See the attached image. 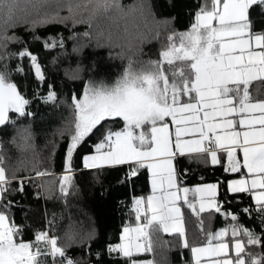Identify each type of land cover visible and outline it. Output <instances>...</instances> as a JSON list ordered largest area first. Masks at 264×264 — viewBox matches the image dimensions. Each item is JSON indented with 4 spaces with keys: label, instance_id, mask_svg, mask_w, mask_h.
<instances>
[{
    "label": "snow or ice",
    "instance_id": "obj_1",
    "mask_svg": "<svg viewBox=\"0 0 264 264\" xmlns=\"http://www.w3.org/2000/svg\"><path fill=\"white\" fill-rule=\"evenodd\" d=\"M257 3L264 4V0H204L190 30L167 37L169 43L159 53L160 59L129 58L123 72L111 84L89 80L79 97L75 92L71 95L73 118L65 147L68 174L63 176L62 194L72 185L74 153L93 137H96L91 146L94 150L81 157L85 169L126 165L130 176H135L139 168L151 170L152 195L146 201L137 200L135 209L139 220L140 205L146 202L147 209L143 211L146 224L131 230L124 228V242L108 249L109 254L122 253L127 264H152L135 256L152 251L154 243L160 245L161 231L179 236L183 248L194 254L195 264H203L204 257L209 258V264H264V253L256 258L246 250L248 246L264 248V95L259 90L256 95L250 91L253 82L264 84V33L252 35L248 16L249 8ZM50 8L51 0H26L24 7L20 0H0V126L16 124L9 113L17 118L32 115L26 110L31 101L11 80L13 71L21 73L24 69L20 66L9 69L7 61L29 58L38 79H46L37 56L27 48L18 53L8 50L9 43H23L20 37L7 34L10 29L23 25L28 32H35L48 25L69 23L73 28L78 24L91 28L94 21L111 19L112 14L125 20L129 13L152 15L150 0H140L138 5L131 6L123 5L121 0H67L66 16L60 15L59 8L55 11ZM123 32L128 33L127 23ZM82 35L91 39L89 32ZM72 38H76L75 34ZM33 39L40 38L33 36ZM146 42L148 37L139 38L137 47ZM43 43L47 49H63L64 37H49ZM96 46L124 47L114 43L111 34L103 43L98 39ZM118 58L123 56L118 54ZM37 98L54 106L59 102L51 85L45 96ZM117 121L123 125L119 130L106 126ZM170 125L175 126L174 130ZM24 132L23 140L28 145L32 137L28 129ZM12 142L15 143V138ZM52 147L55 149L56 145ZM221 152L227 158L225 170L241 173L239 179L226 182V190L252 194L259 209L255 219L261 232L242 227L232 215L236 223L230 231L221 229L210 234L206 246H193L186 236L181 203H186L198 217L205 212L209 218L212 212L219 214L220 185L206 184L194 189L182 186L174 161L177 157L194 155L215 165L222 162L218 155ZM26 182L30 183L31 178L20 179L16 171L6 172L0 151V264H38L41 241L50 245L51 255L58 256L62 264H79L67 257L65 248L57 247L55 238L48 239L47 232L35 235L36 245L22 239L23 229L8 214L13 202L7 197L16 190L22 192ZM13 183L20 187L13 189ZM189 192L198 195V203L195 198L189 200ZM242 211L251 215L253 208ZM200 224L203 226L204 220ZM148 228L151 234L145 230ZM130 231L136 233L135 239L128 235ZM93 235V232L78 236L69 233L65 239L87 246ZM226 237H230L233 245L231 257L229 243L224 242ZM141 239L145 241L143 244ZM217 240L220 242L213 243Z\"/></svg>",
    "mask_w": 264,
    "mask_h": 264
},
{
    "label": "trees",
    "instance_id": "obj_2",
    "mask_svg": "<svg viewBox=\"0 0 264 264\" xmlns=\"http://www.w3.org/2000/svg\"><path fill=\"white\" fill-rule=\"evenodd\" d=\"M121 2L125 6H131L138 5L140 0ZM25 4L26 0H20L21 7ZM150 4L152 15L129 13L125 20L119 14H112L111 19H102L98 23L94 21L91 28L87 24H78L73 28L69 23L67 26L48 25L37 28L35 32H28L20 25L7 33L18 36L23 41L9 43L8 50L18 53L27 48L37 56V62L46 78L44 81L38 79L29 58L7 61L9 69L14 70L16 66L24 69L21 73L13 71L11 80L25 98L31 101L26 110L32 113L24 118H17L9 113L11 118L16 119V124L0 126V151L3 153L6 172L16 171L17 178L20 179L31 178L30 183L23 185L22 192L16 190L7 197L13 202L8 214L15 225L23 229V240L35 241L38 232H47L48 239L55 238L57 247L65 248L70 259L79 264H127V258L121 253L109 254L108 249L110 244L117 241L118 233L133 224L128 218H131L130 214L134 211L130 203L133 195L140 193V186L144 187V175L142 169H137L136 175L130 176L126 165L81 170V157L94 150L91 146L96 143V137H93L74 153L72 185L66 195L61 193L63 181L59 175L67 172L65 147L73 118L71 95L75 92L79 97L89 80L111 84L123 72L129 58L160 59L159 53L169 43L167 37L190 30L194 15L204 4V0H150ZM58 8L61 16L69 14L67 0H51L50 11ZM73 10L77 11L75 8ZM259 12L260 10L252 12L251 17L262 16ZM125 23L128 26L127 34L123 32ZM84 32H89L91 39L84 37ZM74 34L75 39L72 38ZM109 34L114 43L124 47H97V40L103 43ZM58 35L64 37V48H45L43 41ZM33 36L40 39H33ZM142 37H148V42L137 47L139 38ZM74 48L77 51L74 52ZM118 54L123 59L118 58ZM49 85L58 93L59 102L55 106L37 98L47 94ZM257 90L264 95V84L253 82L250 91L256 95ZM106 126L119 130L123 125L117 121ZM24 129H28L32 137L28 145L23 140ZM60 133L64 135L61 136ZM13 138L15 143L12 142ZM53 144L56 145L55 149ZM176 163L182 185L210 181L220 183L218 203L222 205L221 213L212 212L209 218V213L205 212L198 217L186 203L183 207L186 236L193 246L207 244L210 234L218 233L221 229L230 231L236 223L231 219L232 215L237 217L242 227L254 229L257 234L261 232L255 219L259 209L255 206L251 193L236 194L226 190V181L239 176V173L215 168L194 155L179 157ZM36 172L48 174L38 179ZM11 187L18 189L20 186L13 183ZM244 208H253L252 214L246 215L242 211ZM200 220H204L203 226ZM89 232L94 235L87 246L78 242L70 243L65 239L69 233L78 236ZM148 232L151 234L152 230L148 228ZM159 235L162 242L160 245L154 243L152 251L136 253L135 258L142 262L151 261L152 264H195L191 251L183 248L179 236L162 231ZM225 241L232 245L230 237H226ZM215 242L220 241H213ZM38 245L42 253L49 251V245L44 241ZM246 250L256 258L264 253V248L260 246H248ZM229 255L232 256L233 251ZM44 256L46 263L51 264L50 256ZM56 264H62L58 256Z\"/></svg>",
    "mask_w": 264,
    "mask_h": 264
},
{
    "label": "crops",
    "instance_id": "obj_3",
    "mask_svg": "<svg viewBox=\"0 0 264 264\" xmlns=\"http://www.w3.org/2000/svg\"><path fill=\"white\" fill-rule=\"evenodd\" d=\"M256 10H260V14L262 15V16H260V17H258V16H253L252 15V17H251V13L252 12H256ZM264 4H259V3H257V4H255V5H252L250 8H249V10H248V16H249V20H250V23H251V29H250V31H251V33H252V35L253 36H255L256 34H261V33H264ZM257 51H259L260 49H256ZM234 119H239V117H233ZM170 127L174 130V125H170ZM237 130H240L239 128L237 129ZM238 151V155L240 156V157H242V151H240L239 149L237 150ZM87 154H90V153H87ZM219 156H220V158H221V163L220 164H215V165H213V164H211L210 162H208L209 163V165H211V166H213V167H215V168H222L224 171H226L225 169L227 168V158H226V155L223 153V152H221V153H219L218 154ZM184 156H190V155H184ZM179 157H177L176 158V160L174 161V166H175V168H177V166H176V162H177V159H178ZM105 167H115V166H105ZM105 167H103V168H105ZM139 169H142L141 171H142V173H143V175H144V182H143V184H144V187L143 186H140V188H139V190H140V193L138 194V195H133V197H132V203L134 202V206H135V208H132L134 211L130 214L131 215V218L132 217H134V219H130V221H133V224H131V225H143V224H146V220L144 219V216H143V211L144 210H146L147 209V205H146V202L144 203V204H141L140 205V208L142 209V212H141V214H140V216H141V218L139 219V220H137V213H136V211H135V209H136V207H137V204H136V201L137 200H139L140 198H145V201H146V198L148 197V196H150V195H152V175H151V170L150 169H146V168H139ZM81 170H91V169H85L84 167H83V164H82V161H81ZM242 171H244V172H246V169H243ZM73 172L74 171H72V173L71 174H73ZM221 173H224V172H222L221 171ZM63 174V175H62ZM64 174H68L67 172H65V173H61V175H59L60 177H61V181H63V176H64ZM240 175H241V173H239V176H237V177H232V178H229L227 181H230V180H232V179H239L240 178ZM249 179H251V177L249 176L248 177ZM39 179V178H38ZM41 179V178H40ZM226 181V182H227ZM213 183H219V181H210V182H205V183H197V184H194V185H182V186H186V187H189L190 189H194V188H196L197 186H201V185H206V184H213ZM219 185H220V183H219ZM70 191V186H69V188H68V191H67V193ZM66 193V194H67ZM66 194H64V195H66ZM219 194H220V187H219V191H218V195H217V201L219 200V198H218V196H219ZM195 193L194 192H189V200H194V198H195V200H196V202H197V197H195ZM251 196H252V194H251ZM66 197V196H65ZM135 197V198H134ZM134 198V199H133ZM252 200H253V202L255 203V200H254V197L252 196ZM184 205H185V203H181V210H182V212H183V207H184ZM183 214H184V212H183ZM131 225H129V226H131ZM184 226H185V230H186V222H185V218H184ZM128 226H126V227H124V228H127ZM123 228V229H124ZM123 229L118 233V237H117V241H124L123 240V237H124V232H123ZM147 231H148V229H147ZM167 234H173V233H167ZM129 236H131V234L129 233L128 234ZM135 239V238H134ZM24 241H26V242H32L34 245H36V242L32 239V240H24ZM116 242V241H115ZM114 242V243H115ZM224 242H227V241H224ZM114 243H112V244H110V246L112 247V246H114L115 244ZM215 243H219V242H215ZM229 243V242H228ZM230 244V243H229ZM207 244H204V245H200V246H206ZM39 246V245H38ZM229 247L231 248L230 250L232 251V247H233V245H229ZM33 252L35 253V247L33 248ZM141 253V252H140ZM46 254H48L49 255V253L47 252V253H42L41 252V255H39V256H37V261H38V264H47L46 263V258H45V256L44 255H46ZM122 254V253H121ZM50 256V255H49ZM192 256H193V259H194V261H195V257H194V254H192ZM230 257H231V255H229ZM207 261V262H206ZM48 264H50V262H48ZM203 264H209V258L208 257H204L203 258Z\"/></svg>",
    "mask_w": 264,
    "mask_h": 264
},
{
    "label": "rangeland",
    "instance_id": "obj_4",
    "mask_svg": "<svg viewBox=\"0 0 264 264\" xmlns=\"http://www.w3.org/2000/svg\"><path fill=\"white\" fill-rule=\"evenodd\" d=\"M195 197H197V203H198V195L196 194ZM134 198H135V197H134ZM134 198H133V199H134ZM130 206H131V208H135V206H134V202H133V203L131 202V203H130ZM129 213H130V212H129ZM128 218H129V220H130V219H134V217H132V218L128 217ZM138 226H141V225H139V224H138V225H135V224H134V225L128 226L127 228H129V229L131 230V229H135V228H137ZM145 230L147 231V229H145ZM129 233L131 234V237L134 239L135 236H136V233H135L134 231H130ZM129 233H128V234H129ZM124 235H125V233H124ZM123 242H124V241H116L114 244L116 245V244H120V243H123ZM144 242H145V241H144L143 239L140 240V243L143 244ZM229 245H230V244H229ZM230 249H231V248L229 247V253L231 252ZM232 251H233V247H232ZM194 257H195V256H194ZM206 262H207V261H206Z\"/></svg>",
    "mask_w": 264,
    "mask_h": 264
},
{
    "label": "built area",
    "instance_id": "obj_5",
    "mask_svg": "<svg viewBox=\"0 0 264 264\" xmlns=\"http://www.w3.org/2000/svg\"><path fill=\"white\" fill-rule=\"evenodd\" d=\"M37 177V176H36ZM37 178H41V177H37ZM51 239V238H49ZM49 255H50V260H51V264H56V256L51 255V248L49 245V251H48ZM67 257L70 259V254L66 253Z\"/></svg>",
    "mask_w": 264,
    "mask_h": 264
}]
</instances>
